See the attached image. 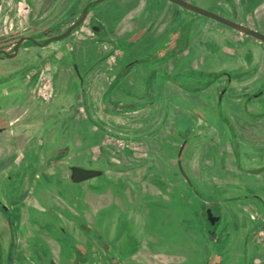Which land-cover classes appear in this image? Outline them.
Here are the masks:
<instances>
[{
  "label": "rangeland",
  "instance_id": "obj_1",
  "mask_svg": "<svg viewBox=\"0 0 264 264\" xmlns=\"http://www.w3.org/2000/svg\"><path fill=\"white\" fill-rule=\"evenodd\" d=\"M89 1L0 0V50L13 53L17 41L22 37L31 36L39 42H44L52 35L65 32L80 16L83 6ZM191 1L196 5L199 3L200 7L207 4L214 11L240 21L247 17L248 23L254 26L259 24L264 32V0L252 2L254 5L251 8L250 0H203L205 4L200 2L201 0ZM112 6H125L127 9L131 7V2L104 0L94 4L86 19L67 37L54 40L43 48L24 40L15 57L0 55V127L13 130L17 128L21 138L18 147L10 130L0 133V166L3 165L0 179L4 178L2 182L7 185L0 182V199L8 205V210L18 206L16 213L14 210L5 213L0 208L1 264H6L8 257L12 258L13 264H46L49 257L55 259L57 264H74L68 259L71 245L83 247L86 252L88 262L82 264H194L192 251L195 250L193 244L197 243L195 226L190 232L189 241L181 238L183 232L169 227H159L156 231H149L150 228L146 231L143 228L138 230L131 220L125 217L122 208L115 210L114 218L113 214L108 215L110 210H102L95 220L96 229L102 231L108 240L107 243L98 240V243L91 242L85 249L79 240L72 243L63 242L57 256L53 253V242L50 239L63 237L60 230L62 226L70 228L67 216L61 217L62 210L52 203H46L41 209L32 207L35 202L38 204L34 196L41 198L42 194L48 195L47 192H40L45 187L54 196L67 198L72 184H56L52 178H68L70 165L85 164L89 161L94 167L103 168L104 162L110 160L111 152L120 151L118 144L116 147L113 145V135L118 131L131 129L134 137L140 141L148 140L151 137L148 135L150 131L154 128L158 130L161 126L160 120L167 111L168 100L175 101L176 94L173 95L175 92L166 87L165 79L157 83L154 81V75L144 79V75L138 74V69L133 70V82L126 87L120 84L119 89L118 84L115 86L111 83L113 74L126 60L149 54L158 49V45L164 40L155 38L151 41L145 33L140 39L139 33H131L120 39L119 35L112 31L117 22V14L111 13ZM170 11L169 7L164 18ZM183 11L184 14L190 15H186L188 19L199 17L196 13ZM183 11L181 8H175L173 15ZM129 18L125 16L122 22H128ZM95 22L104 27V32L98 33L90 28V24ZM209 24L204 26L194 23L190 24V28L192 32H202V29H206V35H212L214 38L225 31L221 29L224 27L233 32L231 28L220 23L219 26H223L219 27L220 29L213 27V23ZM186 28L184 25L183 29ZM132 40L134 41L131 42ZM253 42L264 58V43ZM243 46L246 44L243 43ZM74 64L83 76L82 81L73 68ZM146 82H150L146 92L140 99H136L138 96L134 95L137 92L134 87L146 85ZM190 92L184 93V96H194ZM55 98L63 101L55 104ZM230 107L235 110L233 105ZM106 109H121L124 112L113 114ZM219 109L223 117L227 116L222 106L219 105ZM214 117L217 119V111L214 112ZM228 120L225 123L227 126ZM171 125L172 123L170 129ZM192 126L193 124H190V127ZM174 128L177 136L178 123L174 122ZM217 128L220 127L217 125ZM157 132L159 131L155 134ZM139 133L143 134L136 136ZM221 135L223 140L233 138V145H238V134L236 131L234 133V129L229 127V132L223 131ZM175 136H168V139L175 140ZM158 139L159 137L156 141ZM160 141L164 149L168 142H165L164 137L159 143ZM131 146L140 148L138 145ZM179 149L178 146L174 148V153H178ZM18 162L22 164L24 177L9 180L7 176L10 172L15 175L20 172ZM31 174L39 176L37 181L30 182ZM96 178L101 179V176ZM27 181L32 184L29 190L27 183L24 187ZM41 183L45 185L40 186L37 191ZM16 187L22 192L17 199L7 195ZM20 202H24L21 207L18 205ZM62 207L65 209L66 204ZM10 214L18 218V224L21 218L24 234L20 231L18 234H12L13 222ZM104 217H107L106 220ZM76 225L73 227L80 229V226ZM2 235L4 239L1 240ZM14 235L18 237L15 243L12 240ZM136 251L137 256L133 258L132 254Z\"/></svg>",
  "mask_w": 264,
  "mask_h": 264
},
{
  "label": "crops",
  "instance_id": "obj_2",
  "mask_svg": "<svg viewBox=\"0 0 264 264\" xmlns=\"http://www.w3.org/2000/svg\"><path fill=\"white\" fill-rule=\"evenodd\" d=\"M200 2L205 4L203 0ZM143 4L140 0L139 6L132 8L125 15L130 17L129 21L121 20L118 26L114 27L113 33L118 34L120 39L140 27L144 18L143 14H138V9ZM160 21L153 22L146 30L147 37L151 38V41L161 35L166 36L170 42L177 40L178 36L172 35L173 26L177 28L176 24H173V19L168 15L166 21ZM193 23L204 26L213 23V27H223L209 18H195ZM221 29L225 31L220 34L221 37L218 36L219 38L206 35L204 32L206 29L202 32H190L185 47L182 45L181 50L166 58L160 66L168 75L180 80V76L185 74L186 78H191V81L198 85L203 84L205 80L195 76V71L235 74L257 66L250 76L240 78L235 85L247 89L259 86L260 82H264L262 80L264 58L260 51L232 43L231 39L234 38L235 33L225 27ZM238 37L242 40V36ZM219 81L191 92L194 95L191 97H185L184 93H189L188 91L167 81L166 87L169 91L175 92L173 95L176 94L175 101L168 100L167 111L160 120L161 126L158 130L154 128L150 131L148 135L151 137L148 140L140 141L134 137L135 134L131 129L118 131L113 135V145L116 147L118 144L120 151L111 152L110 160L104 162L103 168H99L102 170V174L99 175L101 179L93 177L79 183H71L67 180V183H71L73 187L67 192L66 199L54 196L47 187L43 189L48 195L42 194L41 198L34 196L38 204L35 202L32 207L41 209L46 203H52L56 208L67 210V222L70 228L64 226L65 230L63 232L61 230L63 237L54 240L49 238L53 242L52 249L55 255L58 256L62 243L67 241L72 243L79 240L85 248L91 242L98 243V240L107 243L108 240L101 230L96 229L94 223L102 210H110L107 213L113 214L114 218L115 210L118 208L124 210L125 217L129 218L138 230L143 228L146 231L150 228L149 231H156L159 227H169L183 232L181 238L189 241L190 232L194 229V214L198 212L200 203V196L192 190V185L199 192L203 191L204 186L210 188L211 194L207 193L206 200L203 201L209 203L217 196L216 185L226 184L239 186L246 197L229 202L231 213L239 222L235 228H232V234L222 246L218 260H215L216 257H211L208 264H264V159L262 157L264 102L256 99L248 104V108H244V100L241 97L235 95L231 99L227 94L223 95L220 107L224 108L234 133L236 131L238 134L236 137L238 145L235 146L232 142L233 138L223 140L221 135L223 131L229 132V128L223 122V113L216 101L215 84ZM181 83L184 87L191 85L184 81ZM54 101L55 104H59L63 100L55 98ZM230 105H233L235 110H232ZM215 111L218 112L217 119L214 117ZM174 122L179 125L178 137L175 136ZM170 123H172L171 129ZM190 124L193 126L190 127ZM217 125L220 128H217ZM7 130L13 133L15 145L19 147L21 138L17 128ZM156 131L159 132L155 134ZM140 134L143 133L136 136ZM168 136H175V140H169ZM157 137L159 139L156 141ZM162 137L168 142L164 149H162V141L159 143ZM183 137L185 141L182 140ZM64 143L67 146V141ZM131 145H138L140 148ZM182 145L181 154L174 153V148L179 146V149ZM178 159L181 160L190 182L181 174L177 164ZM26 183L29 185L28 190L31 189L32 181L25 182L24 187ZM44 185L45 183H41L38 186L44 187ZM23 203L20 202L18 205L21 207ZM64 203L65 209L64 206L62 207ZM60 215L64 216V213L61 212ZM106 218L104 217V220ZM73 219L80 229L73 227L77 226ZM253 225L256 227L250 231ZM21 233L24 234L23 226ZM193 246L195 247L192 251L193 262L200 264V258L203 256L201 247L198 241ZM206 247L207 253L211 251V254H214V246L208 244ZM136 253L138 251L132 254L133 258H136Z\"/></svg>",
  "mask_w": 264,
  "mask_h": 264
},
{
  "label": "flooded vegetation",
  "instance_id": "obj_3",
  "mask_svg": "<svg viewBox=\"0 0 264 264\" xmlns=\"http://www.w3.org/2000/svg\"><path fill=\"white\" fill-rule=\"evenodd\" d=\"M90 1H93V0H90ZM187 1L193 3L191 0H187ZM255 1H257V0H250V2H251L250 8L252 7V5H254V4H252V2H255ZM130 2H131V7H128L127 9L125 6H112L111 7V10H112L111 13L117 14V16H116L117 22H116L115 26H117L119 24L120 20H122L125 17V15H127V13L132 8H136L137 6H139L140 0H130ZM142 3H144V4L141 5V7L138 9V14L139 15L143 14V18H144L143 22L140 24L139 28L135 29L134 31L130 32L129 34L139 33L140 34L139 39H140L144 33L146 34V30L149 29V27H151V24L153 22L160 21V20H163V21L167 20L168 15L164 18V14H165L166 10L170 7L171 11H170L169 16L171 17V19H173V21H174L173 24H176V26H177V28L175 27V25L173 26L174 34H172V35H176V37L178 36L177 40H175L174 42H170V40H167L166 36L161 35L160 37H158L157 39H160V38L164 39L158 45V49L152 50V52H150L147 55H143V56L136 57V58H129L128 60H126V62L124 64H122V66L113 74L112 80H111L112 84H115V86L117 84H118V86L120 84H122V86L125 85L124 87H126V85L133 82V81L131 82V78H132L131 75L134 73L133 70L138 69V74L144 75V77H143L144 79H146L147 76H149V75H154L155 83H157L161 79H165L166 84H167V81H170L173 84L179 86L180 88L185 89L188 92H190V91L195 92L203 86H207L209 84H214L217 82V80L218 81L221 80V81H219V83L215 84V87L217 90L216 91V95H217L216 101L218 103V106L221 104L224 94H227V96L231 97V99H233L235 95L238 97H241V99L244 100L243 101L244 102L243 103L244 108H248V104L251 101L256 100V99L263 100V102H264V82H262V83L260 82L259 86L252 88V89H247L246 87L243 88V86L239 87L238 85L236 87V85H235V82H239L240 78L250 76L252 74V72L257 69V66H254L253 68L247 67L249 69L243 71L242 73H235V74H231V73H227V72L195 71V76L199 77L200 79L205 80L203 82V84H199V85L192 82L191 78H186L184 76L185 75L184 73H183L184 75L180 76L181 77L180 80H178L174 76L168 75L166 73V71L164 70V68L160 66V64L163 61H165L166 58L174 55L175 52H178L179 50H181V47H183L182 45H184V47H185L187 36L189 35L190 32H192L191 31L192 29L190 28L191 27L190 24H194L193 22L195 21V18H200V17L202 18L203 17L204 19H208L209 17L201 15L197 12L192 11V10L186 9V8L176 4L174 2H171L169 0H144V1H142ZM94 4H97V3H93L89 6L86 17L89 13L91 6ZM193 4H196V3H193ZM84 6H83V8H84ZM167 6H168V8H167ZM199 6H201V5H199ZM174 7L176 9L181 8L182 11L186 10L187 12L189 11L191 13H196L199 17L196 16V17H191L190 19H188V18H186V15H188V14H184L185 13L184 11L180 12L178 15L174 16L173 15V10L175 9ZM203 7L204 8H210L211 11L220 14L219 12L214 11V9L210 6H207V7L203 6ZM83 8H82V11H83ZM81 14H82V12H81ZM81 14H80V16H81ZM184 15H185V17H184ZM220 15H222V14H220ZM188 16H190V15H188ZM222 16H225V15H222ZM225 17L262 32L260 25L257 24V26H254V25L248 23L247 17L245 18V20H241V21L235 19L234 17H229V16H225ZM209 19H212V18H209ZM212 20H214V19H212ZM218 23H220V22H218ZM220 24H222V23H220ZM184 25L187 26V28L185 30L183 29ZM222 25H224V24H222ZM225 26H227V25H225ZM227 27H229V26H227ZM90 28L93 31L98 32V33H102L105 30L102 25H100L96 22L90 24ZM229 28H231V27H229ZM231 29L233 30L234 33H237V35L235 34V36H237V37L235 38V36H234V38L231 39L232 43L238 44L240 47L255 48L257 50V46L253 41H260V40L256 39L255 37H253L251 35L239 32V31L235 30L234 28H231ZM112 31H113V28H112ZM129 34H127L126 37L129 36ZM220 34H222V33H220ZM239 34L242 35V40L239 39V37H238ZM27 37L28 38L25 40H29V41L33 42L35 45L40 46L42 48L50 43L49 42V43L45 44V41L39 42L31 36H27ZM220 37H221V35H220ZM216 38H219V37H216ZM133 41L134 40H132L131 42H133ZM137 41H138V39H137ZM243 43L246 44V46H243ZM18 49H17V52H18ZM1 50H3V49H1ZM14 52H15V50H14ZM17 52H16V54H17ZM7 54H12V53H9L6 51V53H1L0 55L10 57ZM16 54L13 57H15ZM247 57H249L248 54H247ZM73 68H74L79 80L82 81L83 76L80 75L76 64L73 65ZM209 73H216L218 75H215V76L214 75H208ZM190 77H193V76L190 75ZM245 79H248V78H245ZM181 81H184L186 83L191 84L189 86L190 88L184 87V85L181 83ZM149 83L150 82H146L147 86L141 84L137 87H134V89L137 91L134 95L138 96V98H136V99H140L142 97L143 93L146 92V89H147ZM117 88L120 89V86ZM140 91L142 92V94L139 95L138 93H140ZM128 93H129V90H128ZM121 98L122 97H120V99ZM106 111L109 113L117 114L118 112H122L123 110L116 109V110L110 111V110L106 109ZM223 118H224L223 122L226 123L228 117L225 116ZM228 122H229L228 128L230 127V129H233L231 127L229 120H228ZM6 130H7L6 128L0 127V133L3 131H6ZM182 140L185 141V138L183 137ZM262 157L264 159V150L262 152ZM7 163H9V162H7ZM21 165L22 164H20V162H18L17 166L20 167V169H19L20 172L16 173V175L13 172H10V174L7 176V178L9 180L13 181V179L18 178V177H21L23 179L24 173L21 170ZM2 166H0V172H1ZM80 166L86 167V168H97V167H94L91 163H89V161L83 165H80ZM38 177L39 176L37 174L29 175V179L31 181L32 180L37 181L36 179ZM2 180H4V178L0 179L1 184L6 185L4 182H2ZM67 180L69 181V176L66 179H60V178H57L55 176H53V178H52V181H54L56 184L67 183ZM17 189H18V187L12 188L10 190V193L8 192L7 195L8 196L12 195V197H14V198L16 197V199H17V197L22 195V192L20 193L19 190H17ZM209 189H208V186H204L203 191L199 192L192 185V190H194L196 192V194H198L200 196V203H199L198 212L196 211L194 214V226H195L194 230H196L195 239L198 238L197 241H198V243L201 247L202 253H203V256L200 258V260H201L200 264L210 263L211 257H216L217 259H215V260H218V258L220 257V255L222 253V251H221L222 246L224 245V243L228 240V238L232 234L231 233L232 228H235L239 222L236 219V217H234V215L231 213V210H230L231 208L229 207L230 206L229 202L231 200H236L237 198H245L246 197V195L241 191L239 186L236 187V186L222 184V185H216L215 191L219 192V193H216L217 194L216 198L209 201V203H205L203 201L206 200L207 193L211 194V191H209ZM220 189H222L223 191H220ZM39 190H40V187L38 186L37 191H39ZM41 191L44 193V189L40 190V192ZM205 191H207V193ZM212 192H214V189H212ZM4 195H5V193H4ZM12 200H14V199H12ZM0 208L2 210H4L5 213H8V211H13V210L15 213L18 212V206L17 205L15 206V208L8 210V205L3 203L1 199H0ZM61 212L64 213V216H67V210H62V211H60V213ZM11 213H13V212H11ZM61 217H63V216H61ZM17 219L18 218H16L14 215H11V220L14 223V224L13 223L11 224L12 234L13 233L18 234L19 233L18 230L21 232V230H20V228H22L21 218L19 219V221H20L19 224L17 223L18 222ZM210 219H213V223L210 222ZM255 227H256V225L251 226L250 231H253L255 229ZM60 230H62V232H63L65 230V227L62 226L60 228ZM12 234H10V235H12ZM2 238L4 239V235H2L1 240H2ZM247 239H248V237L245 238V241ZM12 240L15 243L18 241V237L15 236ZM208 244H209V246L215 247L214 254H211V251L207 253V249H206L207 247L206 246ZM45 256H46V254H45ZM68 259L72 260L74 262V264H82V263L88 262V257H87L86 252L83 251V247L81 248L78 245H71L70 246V252H69ZM0 264H1V258H0ZM6 264H13V260L11 257H8ZM46 264H57V262L55 261V259L49 257L46 260Z\"/></svg>",
  "mask_w": 264,
  "mask_h": 264
},
{
  "label": "water",
  "instance_id": "obj_4",
  "mask_svg": "<svg viewBox=\"0 0 264 264\" xmlns=\"http://www.w3.org/2000/svg\"><path fill=\"white\" fill-rule=\"evenodd\" d=\"M103 0H93V1H89L88 3H86V5L84 6L83 8V11H82V14L81 16L76 20L74 21L69 27L68 29L61 33V34H56V35H52L50 36L46 41H45V44L51 42V41H54V40H57V39H63L65 37H67L71 31L76 27L78 26L79 24H81L85 18H86V14H87V11H88V8L91 4L93 3H100L102 2ZM171 2H174L186 9H189V10H192L194 12H197L201 15H204L206 17H209V18H212L224 25H227L231 28H234L235 30L239 31V32H242V33H245V34H248V35H251L253 37H255L256 39L260 40L261 42L264 43V33L263 32H260L258 30H255L251 27H248L244 24H241V23H238L232 19H229L225 16H222L216 12H213L211 10H208L206 8H203V7H200L196 4H193L187 0H169ZM28 37H22L20 38L16 45H15V52L12 53V54H7L8 56L10 57H13L16 52H17V49L19 48V45L20 43L27 39ZM1 53H6L5 50H0V54ZM184 145V144H183ZM183 145L180 147V150H179V155L181 154V150L183 148ZM177 164H178V167H179V170L181 172V174L183 175V177L188 181L190 182L185 170L183 169V166L181 164V160L178 159L177 160ZM69 169H70V174H69V181L71 183H79V182H83L85 180H88L90 178H93V177H97L99 175L102 174V170L98 169V168H86V167H82L80 165H70L69 166ZM210 222L213 223V219H210Z\"/></svg>",
  "mask_w": 264,
  "mask_h": 264
},
{
  "label": "trees",
  "instance_id": "obj_5",
  "mask_svg": "<svg viewBox=\"0 0 264 264\" xmlns=\"http://www.w3.org/2000/svg\"><path fill=\"white\" fill-rule=\"evenodd\" d=\"M208 75H214L215 76V75H218V74H216V73H209Z\"/></svg>",
  "mask_w": 264,
  "mask_h": 264
}]
</instances>
